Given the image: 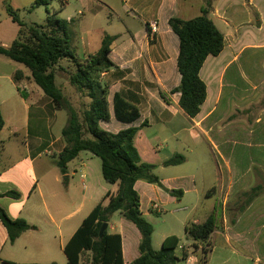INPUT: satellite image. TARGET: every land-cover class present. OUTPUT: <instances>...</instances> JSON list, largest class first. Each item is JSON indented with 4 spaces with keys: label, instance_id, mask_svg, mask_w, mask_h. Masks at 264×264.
Instances as JSON below:
<instances>
[{
    "label": "crops",
    "instance_id": "1",
    "mask_svg": "<svg viewBox=\"0 0 264 264\" xmlns=\"http://www.w3.org/2000/svg\"><path fill=\"white\" fill-rule=\"evenodd\" d=\"M79 2L94 18L103 10L112 17L111 29L97 30L94 38L90 30L79 31L84 48V57L79 59L97 53L106 35L114 37L110 53L114 67L102 73L100 79L109 90L111 119L100 126L112 133L130 127L140 129L135 146L144 163L155 165L154 174L161 182V186L146 181L135 185L144 217L152 212L162 213L168 205H183L193 214L185 222V230L188 224H202L214 216L216 229L210 238L208 264L219 249L226 258L218 264L247 263L251 260L248 254L254 252V237H248L254 230V217L264 229V0ZM207 4L208 16L224 35L225 46L220 55L209 56L202 67L200 77L206 84V100L200 113L191 118L180 106L181 94L173 93L181 83L179 38L169 20L199 17ZM79 14L85 16L84 11ZM153 22L158 27L152 34ZM247 52L254 54L242 64ZM243 65L248 75L243 74ZM23 73L28 86L26 97L18 91L14 74L6 77L13 90L0 91L6 123L0 132V208L12 220L24 219L34 229L24 232L12 244L0 220V264H38L28 259L34 252L62 254L67 264L65 246L97 205H107L104 198L115 195L119 185L106 182L101 160L98 162V157L90 152L80 153L69 163L66 173H61L56 158L67 145L62 131L68 118L34 86L31 76ZM115 95L138 109V121L128 125L115 118ZM61 119L64 122L55 135L53 127ZM242 147H252L254 152L251 160L256 183L249 185L237 168L248 156ZM50 150L53 155H48ZM177 155L185 158L184 163L165 165ZM174 191L181 193L174 195ZM9 192L18 196H6ZM259 201L263 202L256 206ZM153 203L159 206L158 211L152 208ZM130 223L120 213L108 223L109 234L122 236L125 264L140 257L142 236ZM169 236L180 240L176 255L182 261L178 264H186L191 257L192 264H198L195 242L186 231L185 240L175 233L165 235L161 247ZM218 237L223 240L221 246L216 245ZM262 247L256 246L255 252L260 253ZM233 259L237 261L234 263Z\"/></svg>",
    "mask_w": 264,
    "mask_h": 264
},
{
    "label": "trees",
    "instance_id": "2",
    "mask_svg": "<svg viewBox=\"0 0 264 264\" xmlns=\"http://www.w3.org/2000/svg\"><path fill=\"white\" fill-rule=\"evenodd\" d=\"M47 0H36L34 6L46 5ZM7 13L19 26L17 38L10 46L0 45V55L21 63L31 70L32 80L44 94L52 100L58 110L66 111L68 123L62 131L66 141L65 149L59 154L57 166L65 174L70 162L80 153L90 152L102 163V173L106 182L118 184L115 195L107 194L90 215L83 221L74 236L65 246L67 264H81L82 257L90 254L91 264H125L122 250V236L109 234L108 230L100 237V230L109 223L116 213H120L140 232V257L131 264H178L182 259L176 255L180 240L176 236L167 237L160 250L153 248L154 227L142 211L140 196L135 189L138 181H146L161 186L160 179L154 174L155 165L144 163L135 146V138L140 131L137 127L112 133L101 128L100 123L109 122V90L101 83V75L109 71L114 64L110 59L114 37L106 35L101 49L80 60L72 50L70 27L73 20H62L48 15L45 24L28 26L21 20L18 12L7 6ZM207 4L202 15L191 20L171 18L169 25L179 38L178 70L181 75L179 87L173 93H180V106L186 114L194 118L206 100V84L200 72L209 56H218L225 46L224 35L209 18ZM62 60H67L75 68L69 75V83L79 93L91 99L89 107L80 114L57 85V70ZM24 73L17 71L14 81L18 91L27 96L28 86ZM164 96V95H163ZM165 97V96H164ZM114 116L124 124H133L140 118L138 109L127 103L120 95L114 97ZM5 119L0 105V132L5 127ZM185 158L177 155L165 162L166 166H177ZM174 195L181 193L174 191ZM6 196H18L9 192ZM0 220L8 231L13 244L24 232L34 229L24 219L12 220L0 208ZM216 229L214 216L202 224H188L187 236L195 242V248L201 250L198 264H208L212 252L211 235ZM201 245V247H199ZM184 257V256H183ZM12 264V263H11Z\"/></svg>",
    "mask_w": 264,
    "mask_h": 264
},
{
    "label": "rangeland",
    "instance_id": "3",
    "mask_svg": "<svg viewBox=\"0 0 264 264\" xmlns=\"http://www.w3.org/2000/svg\"><path fill=\"white\" fill-rule=\"evenodd\" d=\"M49 3L46 5H41L40 7L34 6L36 0H0V45H10L13 39H16L19 31V26L14 23L11 17L7 13V6H11L16 12H18L22 21H24L28 26L34 24H45L46 18L48 15H54L62 20H74L75 23L70 27V34L72 38V50L75 52L78 58L84 57V48L80 44L79 39V31L82 29L90 30L92 33V37H95V32L99 29H111L110 20L111 15L109 11L103 10L99 15L94 18L89 14L88 11L84 10V7L79 2V0H69L68 2H64V0H47ZM79 11H84L85 16L79 14ZM84 20V21H83ZM116 25L119 26V22L116 20ZM74 31V32H73ZM250 54H254L252 52L246 53L244 57H242V64L249 59ZM58 67L64 68V70H57V80L56 83L60 87L64 89L65 95L77 109V111L82 114L84 110H86L91 104V99L86 97L84 94L80 95L77 91L71 87L69 83V75L75 71V68L69 63L67 60H62L59 63ZM19 69L25 74L31 76V70L28 69L25 65L21 63H17L12 61L11 59L0 55V91L4 93H8L13 90L11 83L6 80V77H12ZM243 74L248 75V69L243 65ZM3 78V79H2ZM34 86L40 89L36 84ZM41 90V89H40ZM1 99V96H0ZM63 115L65 119L68 118L66 111L63 110ZM67 120V119H66ZM64 122L61 119L56 126L53 127V132L55 135L58 134V130ZM66 123V122H65ZM66 125V124H65ZM66 127V126H65ZM233 146V144H232ZM241 148L240 146L237 147ZM243 153H248L240 164H237V168L239 169L241 175L244 176V182L249 184L256 183L255 176V167L254 163L251 159L254 158V152L252 147H242ZM253 152L252 158L250 157ZM49 155V154H48ZM46 158V155L43 156ZM58 159V155L56 160ZM55 160V159H54ZM100 162V159H98ZM245 174V175H244ZM263 201L257 202L256 206L260 205ZM155 204V203H153ZM152 204V205H153ZM182 206L178 205H168L163 209L162 213H148L145 216V219L151 223L154 227L153 241H154V250L158 251L161 249V241L165 235L169 233H175L180 236L183 240H185V230L184 224L185 222L193 217V214L189 210H184ZM145 212H147L146 208H144ZM254 212L255 209H254ZM202 216V215H201ZM200 218L199 214L197 216ZM119 218V217H118ZM132 224V223H130ZM241 228L244 229L245 224L242 223ZM250 229V228H247ZM251 234V232H250ZM248 237H254V252L250 255L251 260L245 264H264V229L262 228V222L256 221L254 217V230L252 235ZM223 240L218 237L216 239V245L221 246ZM256 246H263L260 249V253L255 252ZM195 254L199 257L201 255V250L194 248ZM226 256L220 251V249L215 254L213 261L211 264H218L224 261ZM260 258V260H257ZM30 263H38V264H49L51 261H59L60 264H65L66 257L64 255L55 256L44 253L34 252L31 256L28 257ZM56 259V260H53ZM234 263L237 259H233ZM260 261V263H259ZM90 263V254L86 253L84 257V264Z\"/></svg>",
    "mask_w": 264,
    "mask_h": 264
},
{
    "label": "built area",
    "instance_id": "4",
    "mask_svg": "<svg viewBox=\"0 0 264 264\" xmlns=\"http://www.w3.org/2000/svg\"><path fill=\"white\" fill-rule=\"evenodd\" d=\"M69 0H64V2H68ZM157 23L156 22H153L152 24H151V26H150V33H156L157 32ZM48 154L49 155H53L54 153H53V151H49L48 152ZM152 208L154 209V210H159V206L158 205H156V204H153V206H152ZM193 260V258L191 257V258H188V260H187V262H186V264H192V261Z\"/></svg>",
    "mask_w": 264,
    "mask_h": 264
},
{
    "label": "water",
    "instance_id": "5",
    "mask_svg": "<svg viewBox=\"0 0 264 264\" xmlns=\"http://www.w3.org/2000/svg\"><path fill=\"white\" fill-rule=\"evenodd\" d=\"M108 223L103 224L101 230H100V237L102 238L104 236V233L108 230Z\"/></svg>",
    "mask_w": 264,
    "mask_h": 264
}]
</instances>
